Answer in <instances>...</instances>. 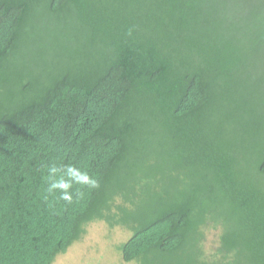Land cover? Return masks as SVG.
Instances as JSON below:
<instances>
[{
    "label": "trees",
    "instance_id": "16d2710c",
    "mask_svg": "<svg viewBox=\"0 0 264 264\" xmlns=\"http://www.w3.org/2000/svg\"><path fill=\"white\" fill-rule=\"evenodd\" d=\"M96 221L126 263L264 264V0H0V264Z\"/></svg>",
    "mask_w": 264,
    "mask_h": 264
},
{
    "label": "rangeland",
    "instance_id": "374dc122",
    "mask_svg": "<svg viewBox=\"0 0 264 264\" xmlns=\"http://www.w3.org/2000/svg\"><path fill=\"white\" fill-rule=\"evenodd\" d=\"M127 236L121 227L109 229L103 222L96 221L88 225L83 239L59 254L52 264H135L124 262L117 249Z\"/></svg>",
    "mask_w": 264,
    "mask_h": 264
},
{
    "label": "clouds",
    "instance_id": "9594fccd",
    "mask_svg": "<svg viewBox=\"0 0 264 264\" xmlns=\"http://www.w3.org/2000/svg\"><path fill=\"white\" fill-rule=\"evenodd\" d=\"M127 35H132L131 28L128 29ZM44 167L47 193H58V198L68 204L73 202L74 196L78 198L83 195L82 188L97 187V181L89 172L82 170L75 163L52 162Z\"/></svg>",
    "mask_w": 264,
    "mask_h": 264
}]
</instances>
